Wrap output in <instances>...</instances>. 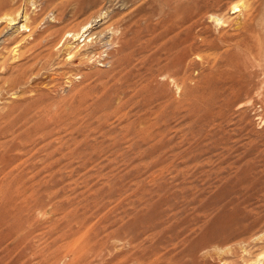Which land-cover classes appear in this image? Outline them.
I'll use <instances>...</instances> for the list:
<instances>
[{
  "label": "rangeland",
  "instance_id": "rangeland-1",
  "mask_svg": "<svg viewBox=\"0 0 264 264\" xmlns=\"http://www.w3.org/2000/svg\"><path fill=\"white\" fill-rule=\"evenodd\" d=\"M106 1L0 21V264H264V0Z\"/></svg>",
  "mask_w": 264,
  "mask_h": 264
},
{
  "label": "bare ground",
  "instance_id": "bare-ground-1",
  "mask_svg": "<svg viewBox=\"0 0 264 264\" xmlns=\"http://www.w3.org/2000/svg\"><path fill=\"white\" fill-rule=\"evenodd\" d=\"M66 1V3L65 4H62L61 2H59V4L57 5V7L60 9V10H66V9H69L68 10V12H70L71 14H72V16H80V15H83L87 10H90V9H92V8H94L95 7V5L97 4V1H98V3H99V0H65ZM68 1V2H67ZM108 1V0H107ZM106 1V2H107ZM148 1V0H147ZM146 1V2H147ZM152 1V0H151ZM150 1V2H151ZM192 1H199V2H202L203 3V5H202V7L203 8H208V7H210V6H213V5H215V7L217 8V9H219V3H218V1L217 0H192ZM113 2V1H112ZM127 2V1H126ZM161 2V1H160ZM159 2V3H160ZM179 2H180V0H179ZM20 3V5L22 4L21 3V0H0V21H2V20H5V21H9V23L10 22H12V21H14V20H16V15L18 14V10L20 9H18L17 8V6L16 5H18ZM110 3V2H109ZM128 3H130V2H128ZM148 3H149V1H148ZM201 3V4H202ZM112 4V3H111ZM162 4V3H161ZM235 3H233V5L231 6V8H230V11H233V12H237L238 13V11H239V9L241 8V6H239V5H241V4H239V5H234ZM131 5V4H130ZM145 5V4H144ZM147 5V4H146ZM152 5H153V3H152ZM167 5V4H166ZM177 5H179V3L177 4ZM199 5V4H198ZM129 6V5H128ZM154 6V5H153ZM21 7V6H20ZM69 7V8H68ZM148 7V6H147ZM164 7V6H163ZM183 7V6H182ZM133 8V7H132ZM131 8V9H132ZM171 8V7H170ZM176 9H179V7L178 6H176L175 7ZM136 9H138V8H136ZM143 9H144V6H143ZM127 10H129V9H127ZM175 10V9H174ZM63 11V12H64ZM67 11V10H66ZM131 11V10H130ZM141 11V10H140ZM177 11V10H176ZM151 12V11H150ZM101 13V12H100ZM116 13V12H115ZM114 13V14H115ZM129 13V12H128ZM127 13V14H128ZM132 13V12H131ZM137 13V12H136ZM139 13V12H138ZM146 14H147V11L145 12ZM98 14V13H97ZM146 14H144V15H146ZM210 14V13H209ZM212 14V13H211ZM217 14V13H216ZM216 14H212V17L215 15L216 16ZM99 15V14H98ZM133 14H131V16H132ZM148 15V14H147ZM180 15V14H179ZM120 16V15H119ZM118 16V17H119ZM124 16V13H122V19L124 18L123 17ZM140 16V15H139ZM149 16V15H148ZM148 16H146V17H148ZM153 16V15H152ZM94 17V16H93ZM96 17V16H95ZM98 17V16H97ZM117 17V18H118ZM128 18H130V16H127ZM116 18V19H117ZM127 18V19H128ZM139 18V17H138ZM215 18V17H214ZM89 19H90V17H89ZM106 19V18H105ZM114 19V18H113ZM120 19V18H119ZM142 19V18H141ZM141 19H138V21L139 20H141ZM146 19V18H145ZM183 19V18H182ZM213 19V18H212ZM215 19H217V18H215ZM214 19V20H215ZM121 20V19H120ZM136 20V19H135ZM222 20V19H221ZM220 20V21H221ZM7 21V22H8ZM113 20H112V16L110 15L109 16V18H108V20L106 21V23H108L109 22V24H110V26L112 27V26H114L113 25V23H110V22H112ZM117 21V20H116ZM122 21H126V19H124V20H121V22ZM133 21V20H132ZM132 21H130V22H132ZM219 21V18H218V20L216 21H214V22H218ZM118 22V21H117ZM120 22V21H119ZM117 23L118 25L120 24V23ZM129 22V21H128ZM144 22V21H143ZM142 22V23H143ZM173 22H174V20H173ZM134 23V22H133ZM33 24H35V18H33V17H31V16H28L27 17V11L25 10V12H24V23L21 25V28L22 29H27L28 27H31V26H33ZM138 24V22H136V26H138L137 25ZM143 24H145V23H143ZM155 24H157V22L155 23ZM218 24H220V23H218ZM217 24V25H218ZM108 25V24H107ZM123 25V24H122ZM125 25H128V24H125ZM123 26V28L125 29V27L126 26ZM133 25H135V24H133ZM146 25H150L149 23L147 24V22H146ZM153 25V24H152ZM105 26V25H104ZM109 26V25H108ZM117 26V25H116ZM129 26H130V24H129ZM145 26V25H144ZM222 26V25H221ZM110 27V28H111ZM115 27V26H114ZM118 27V26H117ZM104 28H107V26L106 27H104ZM119 28V27H118ZM120 28H122V27H120ZM122 28V32H121V30L119 31V32H121V33H123V29ZM177 28V27H176ZM91 29H92V26H91V23H90V20H87V21H84V22H82V23H80V25L77 27V29H71V30H68L67 32H65L64 34L66 35L67 34V39H68V37L70 38V40L72 39L73 41H74V43H75V41H78V40H80V38H82L83 40H82V43H83V45L81 46V47H79V43H77V45H75L73 48L71 47V48H67L66 49V53L69 55V56H71V58L73 57H81V58H85L86 59V61H90L92 58H97V57H99L100 58V52H98V51H96V50H93L94 49V47H93V49L92 50H88V48H90L91 46H93L94 45V43H93V41H94V39H93V36L95 35V33H90V31H91ZM108 29H109V27H108ZM112 29H113V27H112ZM115 29V28H114ZM181 29V28H180ZM107 30V29H106ZM110 30V29H109ZM117 30V29H116ZM166 30H167V28H166ZM30 31V30H29ZM86 33H88V34H86ZM121 33H119V34H121ZM86 34V35H85ZM173 34V33H172ZM116 35V34H115ZM123 35V34H122ZM112 36H113V34H112ZM118 36H120L121 37V35H118ZM114 37V36H113ZM174 38V37H173ZM114 40L115 41H117L115 38H114ZM119 40V39H118ZM61 41V40H60ZM66 41V40H65ZM115 41H113L112 40V42H114L115 43ZM120 41V40H119ZM121 42V41H120ZM65 43V42H64ZM59 44V43H58ZM96 45V44H95ZM116 45V44H115ZM120 45H121V43H120ZM164 45V44H163ZM62 46H64V44L62 45ZM168 46V45H167ZM166 46V47H167ZM120 47V46H119ZM166 47H164V49L166 48ZM169 47V46H168ZM170 47H172V46H170ZM169 47V48H170ZM169 48H167V49H169ZM91 49V48H90ZM172 49V48H171ZM88 50V51H87ZM173 50V49H172ZM119 51V50H118ZM175 51V50H174ZM120 52V51H119ZM171 52V51H170ZM170 52H168V53H170ZM167 53V52H166ZM167 53V54H168ZM176 53V52H175ZM179 56V55H178ZM153 60H154V58H153ZM165 60H166V57H165ZM165 60H164V62H165ZM122 61H124V59H122ZM151 61H152V59H151ZM150 61V62H151ZM150 62H149V65H150ZM158 62H159V60H158ZM80 63H83V60L82 59H80ZM152 63V62H151ZM157 63V62H156ZM170 63V62H169ZM176 63V62H175ZM175 63H172V64H175ZM178 63V62H177ZM154 64V63H153ZM159 64V63H158ZM167 64V63H166ZM155 65V64H154ZM157 65V64H156ZM158 66V65H157ZM167 65H164L163 66V68H165ZM147 68V67H146ZM146 68H144V69H146ZM168 68H170L169 66H168ZM165 69H167V68H165ZM172 69V68H171ZM159 70V69H158ZM146 72H147V70H146ZM162 72V71H161ZM165 72V71H164ZM160 73V72H159ZM163 74V73H162ZM166 74V73H165ZM168 74V73H167ZM147 78H145V80H146ZM148 80V79H147ZM14 83V82H13ZM10 84V83H9ZM143 89V88H142Z\"/></svg>",
  "mask_w": 264,
  "mask_h": 264
}]
</instances>
